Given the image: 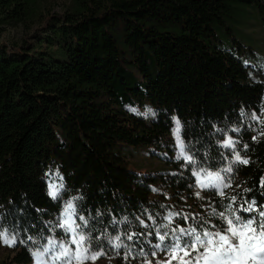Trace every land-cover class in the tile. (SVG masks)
<instances>
[{
  "label": "trees",
  "instance_id": "obj_1",
  "mask_svg": "<svg viewBox=\"0 0 264 264\" xmlns=\"http://www.w3.org/2000/svg\"><path fill=\"white\" fill-rule=\"evenodd\" d=\"M41 1L0 0V26L43 18ZM242 5L264 26V0H68L43 18L45 50L0 43V232L17 237L13 247L0 242V264H30L31 252L59 234L62 200L75 197L73 218L91 251L136 264L141 252L152 254L157 232H168L170 243V211L160 199L193 195V163L231 169L237 187L223 196L210 190L215 204L233 205L242 217L264 210V123L253 129L247 115L259 111L264 88L238 55L233 32L243 19L234 11ZM174 121L192 163L131 169L123 151H164ZM226 138L233 148L223 146ZM54 171L58 200L48 195ZM253 202V212H240ZM117 235L127 249L109 244Z\"/></svg>",
  "mask_w": 264,
  "mask_h": 264
},
{
  "label": "rangeland",
  "instance_id": "obj_2",
  "mask_svg": "<svg viewBox=\"0 0 264 264\" xmlns=\"http://www.w3.org/2000/svg\"><path fill=\"white\" fill-rule=\"evenodd\" d=\"M68 0H42L40 2L39 10L41 11L44 17L47 16L48 13H61L67 7ZM234 15L239 16L241 19V23L238 25V29L235 28L233 35L234 37L241 43L242 49L238 52V55L244 61L245 64L251 65V69L249 70L251 74H253L256 79L263 83L264 88V26L261 21L257 19L256 15L252 13V10L249 7H245L242 5L241 7H237L234 11ZM43 17V18H44ZM43 18L39 17L38 14L26 19L21 23H3L0 26V43L3 42L8 45V49L12 46L22 45L24 42H28V46H38L40 49H46V43L38 41L39 37H46L50 34V31L44 26ZM230 37L228 35H220L221 40H227ZM230 40V39H229ZM34 46V47H35ZM120 50L124 51L125 47L123 44H119ZM131 67V66H129ZM128 108L138 115H147L150 113L148 108H140L139 106H128ZM253 113H255L258 119H253ZM248 121L251 124L253 129H257L259 124L264 123V92L261 97V107L259 111L251 110L247 113ZM176 122L174 121V128H176ZM180 140L184 145L183 139L180 135ZM168 142L165 143L164 151H159V149L151 150L153 154H148L149 150L147 148H130L128 151L124 150L123 155L125 157L126 162L129 167L135 171L145 172V171H155V169L163 168L164 162H169L170 165H174L177 163V154L179 152V148L177 146V141L173 135V131L171 132L169 138H167ZM233 148V147H231ZM184 153L191 157L190 153L186 150L184 145ZM234 152V150L232 151ZM181 159L185 162L183 157ZM180 159V160H181ZM195 171L198 175L195 176L196 185L193 189V195L189 196H173V193H165L163 192V198L160 199L163 205L167 206L171 213H177L179 215L173 216L169 219L168 228L170 231H175L176 234H179V229L184 228L186 230H190L192 227H197L199 231H203L204 228H207L209 231H215L225 228L227 225L224 221L220 220V213H225V215H231V212H235L239 214L238 209L234 208L233 205L225 206L224 204H215L213 200L208 196L210 190H214L216 194L222 196L224 193H229L232 189L237 187V181L233 179V176L228 168L221 169L219 171H212L198 168L193 163L192 172ZM60 176L54 171L52 173L49 185H53L61 190V182ZM201 184H209L210 186L205 189H201L197 185V181ZM196 193H199V197L196 196ZM59 196V195H58ZM181 197V198H180ZM68 200H62L61 211L57 217V227L59 234L52 236L47 239V241L39 248L43 249L44 246H49L48 241L50 239L55 240L57 243L54 246H50L54 248L56 253H59L60 241H64L71 249L72 253H75L76 246L70 243V239L68 234L64 233L63 230L59 228L61 214L64 212L65 204ZM253 205V204H252ZM255 209V208H254ZM264 211V210H263ZM181 214L189 215L194 219L193 222H190L189 225H185L181 220ZM215 214V215H214ZM255 216V215H253ZM252 217V216H250ZM250 217H242L243 219H248ZM256 217V216H255ZM257 223H259L260 217L259 215L256 217ZM207 222V223H205ZM215 226V227H214ZM81 229H77L79 232ZM167 242L159 241L157 244H165ZM156 244V245H157ZM86 246V245H85ZM155 255H141L138 258L136 264H180L178 259H173L172 255L167 250H161L154 247ZM199 251H203V249H199ZM99 252V251H92ZM193 257L195 253L192 254ZM182 257L183 254L180 253ZM6 257V251L0 252V259ZM184 259H189L184 257ZM44 261H47L48 264H52V262L48 259L46 255L44 257ZM113 262L101 256L97 258L95 261L88 259L83 261V264H112ZM30 264H36L34 258L30 262ZM43 264V261L41 262ZM56 264H77L75 258L69 259L68 257H62L60 261H57Z\"/></svg>",
  "mask_w": 264,
  "mask_h": 264
},
{
  "label": "snow or ice",
  "instance_id": "obj_3",
  "mask_svg": "<svg viewBox=\"0 0 264 264\" xmlns=\"http://www.w3.org/2000/svg\"><path fill=\"white\" fill-rule=\"evenodd\" d=\"M253 119H258L257 115L253 113ZM175 119V118H174ZM179 121L176 122V128H174L173 135L177 141V146L179 152L176 159L180 160L181 157L185 160L186 163H192L191 157L187 156L184 153V145L180 140L179 136ZM233 131L238 132L239 129H233ZM255 139V137L253 138ZM236 142L231 138H226L223 141L224 147H234ZM247 147V145H245ZM235 160L239 161L242 164H247L248 161L244 160L237 153L235 155ZM231 169H229L230 171ZM198 174L193 171V176ZM197 185L201 189L208 188L209 184H201L199 180ZM261 185L264 186V178L261 179ZM62 187V186H61ZM60 189L49 185L48 195L53 200H58ZM222 195V192L220 193ZM196 196L199 197V193H196ZM79 199L78 197L69 199L64 208V212L61 214L59 228L63 230L64 233L68 234L70 243L76 246L75 253H72V249L60 241L59 253L54 251L53 247L57 242L53 239L48 241L49 246H44L42 250L39 248L36 251H32L31 254L36 261V264H48L47 261H44V257L47 255L48 259L52 264H56L57 261H60L62 257H68L69 259L75 258L77 264H83V261L91 259L95 261L97 258L103 256L105 253L103 249L99 252H92L90 247V237H86L82 234L83 230L79 232L77 229H80V225L76 223L73 218L76 214V207L73 203V200ZM235 199V198H233ZM254 204L249 205L247 208H241V213H251L254 211ZM231 215H225V213H220V220L226 223V227L220 230L209 231L207 228H204L203 231H199L197 227H192L190 230L184 228L179 229V234H176L173 231L171 235L170 243L157 244L154 247L167 250L171 253L173 259H178L180 264H264V211H259L258 215L260 217L259 223L255 216H252L248 219H243L240 214L231 212ZM97 215H100L97 212ZM179 215L177 213H169L170 219L173 216ZM215 215V214H214ZM149 219H152L149 217ZM187 219V217H185ZM79 220L83 221L87 225V220L84 216H79ZM207 223V222H205ZM140 226H145V221L141 219L139 221ZM167 227V225H165ZM215 227V226H214ZM151 235V233H149ZM136 236V233H131L128 235V240H133ZM169 236L168 232L160 234L157 232V239L161 242L166 241V238ZM29 239H33L29 236ZM0 242L4 243L6 246L13 247L17 243V237L15 234L9 235L5 230L0 232ZM23 243L24 241H20ZM89 244V246H85ZM109 244H111L115 249H120L125 247L120 241V236L109 238ZM203 251H199V249ZM180 253L183 256H180ZM193 253L195 256L193 257ZM141 255L144 253L141 252ZM152 255H155V252H152ZM187 257L189 259H184ZM127 259V255L125 256ZM170 264V262H169Z\"/></svg>",
  "mask_w": 264,
  "mask_h": 264
}]
</instances>
